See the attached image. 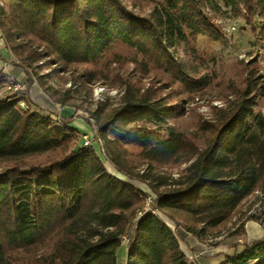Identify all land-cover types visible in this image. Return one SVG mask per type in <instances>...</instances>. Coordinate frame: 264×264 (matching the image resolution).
<instances>
[{"label":"trees","instance_id":"trees-1","mask_svg":"<svg viewBox=\"0 0 264 264\" xmlns=\"http://www.w3.org/2000/svg\"><path fill=\"white\" fill-rule=\"evenodd\" d=\"M1 1L7 49L26 85L35 79L53 102L64 106L73 97L49 86L35 71L39 63L57 76L83 68L76 78L84 85L106 82L117 69L109 81L123 91L118 107L91 116L116 169L156 195L153 210L199 236L264 192V116L256 111L264 74L257 62L236 61L207 77L170 52L181 49L189 64L203 63L197 39L215 38L216 27L200 8L220 11L215 0H132L141 9L147 3V13L122 0ZM224 1L236 15L257 13L264 44V0ZM209 88L224 105L211 107L210 118H199L190 130L182 124L186 104ZM127 145L137 150L132 156L145 167L141 173L128 169ZM182 164L177 179L157 173ZM144 200L79 144L63 120L41 115L27 96L0 97V264H116L123 239L127 264H189L173 230L155 213L137 218ZM236 228L232 235L242 236L243 223ZM224 262L264 264V237Z\"/></svg>","mask_w":264,"mask_h":264},{"label":"rangeland","instance_id":"rangeland-1","mask_svg":"<svg viewBox=\"0 0 264 264\" xmlns=\"http://www.w3.org/2000/svg\"><path fill=\"white\" fill-rule=\"evenodd\" d=\"M128 6H132V0H122ZM155 2L166 0H152ZM220 11L211 12L208 8H200V11L204 16L211 19V22L215 25L216 30L212 31L215 38H209L207 36H199L196 43V49L199 57L202 59V64H189L186 61L184 53L181 49L175 51L170 50L171 54L175 59L179 60L182 64L192 68L194 65L195 72L200 76L212 77L215 74H220L224 70L228 69L231 64L236 61L248 62L254 60L257 62L259 71L264 74V44L260 42L257 37L258 29L261 27L262 21L257 16V13H252L251 15L244 14V12L236 15L232 10V7L226 5L224 0H215ZM138 3V2H136ZM2 7V1L0 0V9ZM148 4L143 3V9L141 7H133L136 12L147 13ZM0 69L3 71V81L0 83V97L8 95H17L18 97L27 96L33 97V94L37 92L44 93L42 88L38 85L34 79L30 86L26 85L27 78L19 66H17L16 60L13 58L9 50L7 49L2 34L0 32ZM39 68L36 69L38 75H45V81L49 86L54 87L60 92L65 90H70V97H73L70 104L64 105L62 107H67V109H72L73 113L68 115L66 110L62 111L60 114V120H65V118H71L72 116L81 119L88 129V135L90 131L97 132V126L91 113L97 109L104 110L105 112L112 111L116 109L119 105L122 89L117 85H114V80L112 79L114 74L117 73V69L113 72L106 82H97L95 84L84 85L78 80L77 75L83 70V68H78L73 73L64 74L62 76H57L52 72L51 68L45 67L42 63L38 64ZM128 66L127 68H130ZM144 84V81H143ZM217 91L215 89L205 90L204 94H200L195 102H188L186 104V109L188 110L186 117L182 120V124L188 129L193 130L197 120L199 118L209 119L211 115V107H222L224 104L219 99H216ZM32 95V96H31ZM44 95L48 97L45 93ZM36 97V96H35ZM49 98V97H48ZM50 99V98H49ZM51 100V99H50ZM23 104V103H22ZM257 113L264 116V99L260 100L259 107L257 108ZM91 123V129L89 124ZM83 136V134L81 135ZM99 137V135H98ZM109 138H117L116 134L110 133ZM100 138V137H99ZM165 138V132L160 133V139ZM101 139V138H100ZM101 147L103 149L104 157L101 156V162L106 168V170L115 177L122 181H125L135 188L143 192V194L148 196V194H154L152 190L147 186L146 183L140 182L137 179L129 178L120 173L114 164L111 162V156L106 149L104 141L101 139ZM79 144H81V139H78ZM127 155L124 157L128 164V169L133 173H141L145 168L142 165H137L134 162L133 156L136 154L137 150L131 146H125ZM133 155V156H132ZM187 165L182 164L180 166H175L172 168H163L161 171L157 172L160 175H171L174 179H177ZM137 167V168H135ZM155 195V194H154ZM156 196V195H155ZM146 198V197H145ZM146 200H144L145 202ZM146 207V205H144ZM143 206V207H144ZM156 215L166 222L173 230L178 233L186 232L190 235L195 236L198 240L206 241L210 243H224L236 241L242 236H234L232 233L236 231V227L240 223H243L250 217H258L257 222H261L264 219V192L257 191L250 197H248L241 206L236 210V212L231 217L225 225L220 226L214 230H208L207 233L203 235H195L189 233L185 226L180 220L173 221L165 213L157 211ZM178 223V224H177ZM201 228L198 225L195 229ZM244 229V227H243ZM124 242V241H123ZM122 242V243H123ZM236 243V242H234ZM236 245V244H235ZM119 254L124 250V245L119 247ZM122 260V259H121ZM120 256L118 255V262H121Z\"/></svg>","mask_w":264,"mask_h":264},{"label":"crops","instance_id":"crops-1","mask_svg":"<svg viewBox=\"0 0 264 264\" xmlns=\"http://www.w3.org/2000/svg\"><path fill=\"white\" fill-rule=\"evenodd\" d=\"M31 102L38 108L41 115L49 116L53 120L60 119V114L62 111L64 112V110H66L68 115L73 113L72 109L60 106L46 97L44 93L37 92L36 94H33ZM63 122L67 127L76 131L78 139H81L82 134L88 133V129L84 122L75 116L65 118ZM243 227L244 234L242 238H239L236 241H231V243L220 242L218 245L216 242L213 244L201 241L195 236L183 232L182 230L181 233H178L176 230L170 228L177 237L179 247L189 264H225L224 261L227 254H232L234 251L240 252L243 245H250L264 237V219L261 222L246 220ZM122 245H124L123 252L121 251L120 254L118 253L120 248L116 252V264H119L118 255L120 256V260L122 259L120 264H127L126 243L123 242L121 243V247Z\"/></svg>","mask_w":264,"mask_h":264},{"label":"built area","instance_id":"built-area-1","mask_svg":"<svg viewBox=\"0 0 264 264\" xmlns=\"http://www.w3.org/2000/svg\"><path fill=\"white\" fill-rule=\"evenodd\" d=\"M20 106L23 108L24 105L20 103ZM91 126L92 125L90 123L88 127H90L91 129ZM101 143H102L101 139L98 137L97 132L93 131V129L90 131L88 135L83 134V136H81V145L86 148H92L100 158L101 156L104 157ZM145 197H146L145 198L146 201L144 202V205H146V207L144 206L142 211L138 213L137 218H139L142 214H144L147 211H151L152 213L155 214L157 212L156 210H153V204L156 200V196L150 193L148 194V196L146 195ZM165 224L167 223L165 222ZM123 241L126 243V239H123Z\"/></svg>","mask_w":264,"mask_h":264}]
</instances>
